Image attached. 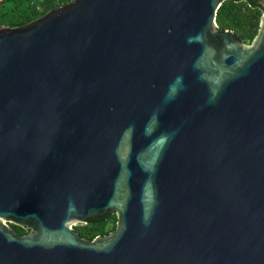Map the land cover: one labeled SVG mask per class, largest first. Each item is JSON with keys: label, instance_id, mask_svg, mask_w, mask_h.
Wrapping results in <instances>:
<instances>
[{"label": "water", "instance_id": "95a60500", "mask_svg": "<svg viewBox=\"0 0 264 264\" xmlns=\"http://www.w3.org/2000/svg\"><path fill=\"white\" fill-rule=\"evenodd\" d=\"M222 1L0 27V264H264V0L250 44Z\"/></svg>", "mask_w": 264, "mask_h": 264}, {"label": "trees", "instance_id": "16d2710c", "mask_svg": "<svg viewBox=\"0 0 264 264\" xmlns=\"http://www.w3.org/2000/svg\"><path fill=\"white\" fill-rule=\"evenodd\" d=\"M9 1L10 6H0V27L24 25L71 0ZM262 14L263 8L256 0H223L216 12V23L219 30H232L245 44H250L258 33ZM115 221V214H111L98 221L73 226V229L81 237L91 240L97 235H105L114 230ZM10 225L20 235L27 232L25 228Z\"/></svg>", "mask_w": 264, "mask_h": 264}, {"label": "rangeland", "instance_id": "374dc122", "mask_svg": "<svg viewBox=\"0 0 264 264\" xmlns=\"http://www.w3.org/2000/svg\"><path fill=\"white\" fill-rule=\"evenodd\" d=\"M10 5H11V3H10L9 0H5V1L2 3V6H5V7L10 6Z\"/></svg>", "mask_w": 264, "mask_h": 264}, {"label": "built area", "instance_id": "2783aa9c", "mask_svg": "<svg viewBox=\"0 0 264 264\" xmlns=\"http://www.w3.org/2000/svg\"><path fill=\"white\" fill-rule=\"evenodd\" d=\"M5 0H0V6H1V4L4 2Z\"/></svg>", "mask_w": 264, "mask_h": 264}]
</instances>
